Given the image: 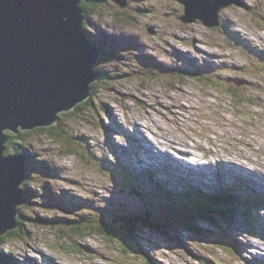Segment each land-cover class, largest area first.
I'll return each mask as SVG.
<instances>
[{
	"label": "rangeland",
	"instance_id": "rangeland-1",
	"mask_svg": "<svg viewBox=\"0 0 264 264\" xmlns=\"http://www.w3.org/2000/svg\"><path fill=\"white\" fill-rule=\"evenodd\" d=\"M127 1L122 9L112 0L93 7L97 12L92 11L86 31L102 48L103 59L95 65L99 76L92 82L93 94L84 99L88 105L78 104L72 118L58 117L56 135L40 130L28 135L22 145L23 154L29 156L22 185L30 189V196L18 208L29 221L6 242L0 239V255L9 264H145L141 253L122 254L118 241L112 244L87 232L72 236V228L80 232L84 225L96 227L115 205L146 208L155 224H168L160 231L141 227L134 236V243L154 264H264V219L255 220V230L250 224L233 222L234 217L218 227L201 219L191 221L213 234L204 240L190 232L189 224L183 227L175 214L177 208L187 213L197 203L193 200L197 196H183L180 182L206 193H217L223 181L230 187L247 184L264 198L260 180L264 174V69H260L264 67V0H232L217 12L221 26L230 25L224 29L238 41L229 48L225 45L234 40L225 32L219 36L220 27L206 26L198 19L180 20L185 12L178 0ZM255 50L261 53L253 54L257 61L253 63L245 56ZM184 55L195 61H186ZM206 57L223 66L218 74L224 80L182 79L210 73L208 66L203 71L194 67L200 68ZM249 63L259 69L246 70L251 68ZM166 65L177 70L166 71ZM163 74L169 79H159ZM240 99L245 101L241 104ZM177 149L193 155L183 157ZM191 163L203 168L206 180L217 168V183L202 182L198 174L184 171L182 166ZM121 168L131 174V183L119 184ZM221 168L224 173L230 170L236 180H224ZM162 171L174 200L153 191V181ZM179 171L184 179L176 178L181 176ZM246 208L234 215L242 219ZM256 209L250 210L251 218ZM260 212L264 214V207ZM232 223L228 239L237 248L213 239Z\"/></svg>",
	"mask_w": 264,
	"mask_h": 264
},
{
	"label": "water",
	"instance_id": "water-1",
	"mask_svg": "<svg viewBox=\"0 0 264 264\" xmlns=\"http://www.w3.org/2000/svg\"><path fill=\"white\" fill-rule=\"evenodd\" d=\"M0 0V239L17 230L25 160L8 155L6 132L52 127L91 95L100 50L84 31V2ZM183 22L218 26L217 12L232 0H178ZM120 7L125 0H114ZM85 99V100H84ZM1 264V257H0Z\"/></svg>",
	"mask_w": 264,
	"mask_h": 264
},
{
	"label": "trees",
	"instance_id": "trees-1",
	"mask_svg": "<svg viewBox=\"0 0 264 264\" xmlns=\"http://www.w3.org/2000/svg\"><path fill=\"white\" fill-rule=\"evenodd\" d=\"M105 0H96V2L91 3V4H83L81 7L83 9L84 12V16H85V24H84V31H85V35L86 37L90 40L88 35V32L86 31V29H88L90 27L89 23L91 21L90 16L92 15V11H96L95 8L93 10V7L100 8L101 5L104 4ZM91 41V40H90ZM100 59L102 60V56L100 57ZM99 59V60H100ZM97 64V63H96ZM202 69V68H201ZM204 69V68H203ZM202 69V70H203ZM259 69V68H258ZM260 69H264L263 67H261ZM95 70L98 73L99 70L97 69V66H95ZM150 77V76H148ZM162 79V78H159ZM203 81V80H201ZM206 82H209L207 80H205ZM92 90V89H91ZM93 91H91V94H93ZM232 96H234V94H231ZM240 103L242 104L245 100L240 99ZM89 101H86L84 103H82L83 105L87 103L88 105ZM239 103V104H240ZM79 108L81 107L78 106ZM76 110L79 109H74L73 111L67 112V113H62L59 115V117H61L60 119H67V118H72L76 112ZM58 125V124H57ZM52 126V127H46V128H39V129H35V130H31V131H22L19 130L17 134L11 133V132H6L5 135H7L8 138V144H7V154L8 155H14L19 154L20 156L24 157L25 163L27 164V161L29 160V156L22 152V145H25V141L28 135H32L35 132H38L40 130L43 131H48L49 135H56L54 133V128L57 126ZM57 135L58 137H61L62 132L57 131ZM12 140H16V145L12 144ZM70 144V143H69ZM14 146L15 148L12 149V146ZM70 146H74L73 144ZM78 146V144H77ZM75 151H77V149L75 148ZM120 170V171H119ZM118 170V174L120 176L119 179V184H121V181L125 184L126 182L131 183V174L127 172V170L125 168H121ZM245 185V184H244ZM24 185L21 186L22 192H23V196L26 200V203L29 200V190L27 188H23ZM161 188V186H157L156 188V192L157 190H159ZM27 190V191H26ZM239 191V190H237ZM31 192V191H30ZM157 193H160L159 191ZM197 196V195H196ZM200 200H197L199 199ZM167 198V197H166ZM242 195H237L235 192L233 195H226L225 193H221V194H214V195H209V194H205V193H199L197 196V199H193L194 201H197V203H195L190 210L185 213L184 212V208H177L178 211L175 212V214L180 215V223L181 224H189V230L190 232H193L195 234V236H197L198 238H204V240L206 239H210L212 237V233L209 232H204L203 229L198 228L197 226H195L194 222H191L193 220H198V219H204V220H208L211 223H213V225L218 227V223L219 221L222 223H230L233 219V213L235 210V207L237 206V204L240 206L239 209H237V212L239 210H242L245 204H248L246 200L241 201ZM255 203H258L256 200H252ZM173 205V204H172ZM187 206L190 207V203L187 202ZM249 206V210L251 208L254 207V205H248ZM127 206H121L119 207V209H117L114 206H110V212L109 214H103V220H99L96 222V227L90 226V225H84L82 231L79 232V230L77 228H72L71 229V233L72 236H86L87 233L89 234H94L96 233L97 236L103 238V239H107L108 242H111L112 244H114V242L119 243L120 248L122 250V254L127 255L129 254V250H133L136 253L135 254H140L141 253V257L144 260L145 264H154L152 259L148 256V254L142 253V251H140L141 249L134 243V236L136 234L137 231H139V229L141 227H143L144 229L147 230H163L165 226H168V224L165 223V225H162L164 223H160V224H155L154 222V216L151 210L148 209H133V208H126ZM126 209L132 212H125L122 209ZM247 209V211L249 212V210ZM18 212L19 215L17 216L18 219V223H19V227L23 226L24 222L29 221L27 213H23L24 211L20 210L18 208ZM113 212L116 213V217H112L111 215H113ZM111 214V215H110ZM246 212L243 213V216H245ZM101 215L99 217H102ZM194 216H196L194 218ZM247 217V214H246ZM86 219V220H85ZM83 221H86V224L89 223V221L87 220V218L82 219ZM245 221H247V219H245ZM234 222V220H233ZM228 228L222 232V238L217 239L216 237L213 236L214 240H217L218 242H222L223 244H225L226 246H230L233 248H236L237 246H234L232 244L231 246V242L229 241L230 239V234L232 232L229 231V229H231L230 226H227ZM19 229V228H18ZM17 229V230H18ZM219 229V228H218ZM221 229H219L218 231L220 232ZM84 231V232H83ZM87 232V233H86ZM93 232V233H90ZM14 234H17V232H9L5 235H3L1 237L2 242H6V240L13 236ZM88 234V235H89ZM224 237H226V239H224ZM229 238V239H228ZM150 241L152 239H149ZM234 243V242H233ZM2 244V243H1ZM0 244V245H1ZM1 264H9L5 257L1 256ZM140 258V257H139ZM125 261H127V259H125ZM129 262H127L128 264Z\"/></svg>",
	"mask_w": 264,
	"mask_h": 264
},
{
	"label": "bare ground",
	"instance_id": "bare-ground-1",
	"mask_svg": "<svg viewBox=\"0 0 264 264\" xmlns=\"http://www.w3.org/2000/svg\"><path fill=\"white\" fill-rule=\"evenodd\" d=\"M240 4L242 5V2L240 1ZM242 6H244V4L242 5ZM177 151L178 152H180L181 153V155H183V157L185 156V157H189L190 155H193V154H191L190 152H187V151H182V150H178L177 149ZM161 154V156H164L162 153H160ZM169 157H172V156H169ZM225 164V163H224ZM167 165L169 166V167H172V163L171 162H169V163H167ZM180 166V165H179ZM195 166H196V164H194V163H191V165H184V166H182L183 167V170L184 171H187V172H192L194 175L196 174H198L197 175V178L199 179V180H201L202 182H205L206 181V176H205V173H204V171L199 167V168H195ZM234 167H238V166H235L234 165ZM173 168V167H172ZM241 169H238V170H246L245 168H243V167H240ZM246 171H248V172H250L251 174H256L257 176H259L260 177V175L258 174V172H256V171H254V170H246ZM179 173H180V175H181V171H179ZM182 176V175H181ZM261 178H264V174H262V176H261Z\"/></svg>",
	"mask_w": 264,
	"mask_h": 264
}]
</instances>
